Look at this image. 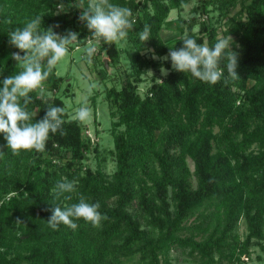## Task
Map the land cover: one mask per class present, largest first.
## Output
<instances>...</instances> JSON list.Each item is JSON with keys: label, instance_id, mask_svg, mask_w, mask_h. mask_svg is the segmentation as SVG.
Masks as SVG:
<instances>
[{"label": "trees", "instance_id": "obj_1", "mask_svg": "<svg viewBox=\"0 0 264 264\" xmlns=\"http://www.w3.org/2000/svg\"><path fill=\"white\" fill-rule=\"evenodd\" d=\"M26 1L0 0V9L4 3L20 6ZM189 1L164 4L161 0H110L132 11V28L122 41L134 51L133 67L142 62L143 52L163 58L170 49L183 47L181 38L186 28L187 35L198 44L213 47L219 39V28L210 21V15L227 17L240 0H198L197 17L168 20L173 9ZM249 1L230 30L243 49L236 68L239 78L229 76L227 60L222 57L224 74L214 85L194 78L190 72L175 71L168 62V76L163 82H154L144 96L129 80L120 88L105 90L112 107L110 116L116 120L114 129L126 127L124 133L115 136L117 171L112 180L106 179L101 169L82 172L71 160L63 163V149H70L73 157L80 159V147L84 146L80 121L67 122L66 111L61 126L66 134L61 135L59 130L49 133L44 151L21 150L14 155L6 147L0 154V264H123L138 254L139 264H170L168 257L173 250L186 254L193 264H248L243 257L250 260L252 246L264 240V0ZM36 2L37 15H42L41 28L53 27L61 36L74 29L80 41L92 37L86 23L79 20L88 0ZM59 6H67L70 11L56 14ZM145 24L150 25L151 36L144 42L139 33ZM195 26L200 27L198 33H193ZM164 29H175L182 36L167 42L161 34ZM9 32V23L0 18V82L22 70L11 58L17 50L8 44ZM121 52L117 42L101 40L100 54L107 56L111 65L120 62ZM99 73L106 77L104 70ZM64 82L55 66L43 85L59 90ZM249 82L254 85L249 87ZM29 97L26 110L36 113L33 123L45 116L48 104L64 108L60 98L40 97L38 90L30 92ZM20 103L23 106V98ZM92 104L95 106L96 98H92ZM216 127L223 130L221 149L225 153L211 164L210 141L206 139L197 147L193 161L198 187L193 189L182 161L190 148L188 141L192 133L212 132ZM158 130L164 135L160 153L155 154ZM0 140H4L3 133ZM253 146L258 152H249ZM95 152L99 157L97 148ZM150 155L158 165L154 170L141 164ZM64 178L76 182V191L65 194L71 195V200L53 192ZM141 180L152 183L150 195L138 186ZM170 188L176 196L175 213L169 201ZM11 193L15 195L7 201ZM80 195L89 203L99 202L98 211L108 219L95 227L82 218L74 219L78 225L75 230L62 223L55 230L49 227L52 209L58 204L78 203ZM134 202L140 209L136 216L130 213ZM12 212L21 220L29 216L21 233L13 231ZM243 217L249 233L242 241L238 230ZM143 219L148 228H143ZM24 246L30 247L27 257L12 256L13 250Z\"/></svg>", "mask_w": 264, "mask_h": 264}, {"label": "rangeland", "instance_id": "obj_2", "mask_svg": "<svg viewBox=\"0 0 264 264\" xmlns=\"http://www.w3.org/2000/svg\"><path fill=\"white\" fill-rule=\"evenodd\" d=\"M136 1H145V0H136ZM164 4H169L170 0H161ZM249 0H240L236 8L229 14L227 17L222 18L218 13L210 15V21L214 26L218 27V38H229L231 36L232 40H229L231 44V50L238 53V59L240 60L243 56V49L241 48L240 41L238 37L230 33L231 28L239 21L240 14L244 4H248ZM199 5L198 0H190L188 4L182 6L179 9H173L170 12L168 17L169 21H175L180 19L191 20L194 17H197L196 8ZM82 7V5H81ZM38 8L36 0H28L23 2L22 5L17 6L14 4L4 3V7L0 9V18L5 20V23H9L10 31H14L17 27H23L26 22L38 16ZM64 11H70L67 6H59L56 9V14H62ZM239 14V15H238ZM39 16L42 17L40 14ZM207 18V17H205ZM247 18L244 15L243 21H246ZM7 21V22H6ZM186 28V27H185ZM200 27L195 26L193 28V33H198ZM187 34V28L185 29ZM69 31L76 32L72 29ZM78 33V32H76ZM162 37L167 42H175L182 34L177 31H168L163 30L161 32ZM65 35V34H64ZM10 40V37H9ZM79 40V33H78ZM121 49V59L120 62L116 65H111V62L107 56L100 54L101 41L96 45L97 51L91 58L92 62L88 63L86 59H82L84 56L83 48L87 46V39H83L76 44H73L69 48L68 55L61 60L57 65V74L65 78V82L59 88V90H54L52 87L43 85L47 93H50L51 96H44L46 98H60L64 103V109L67 112L68 118L67 122L76 121L75 119V110L82 104H87L91 110V116L87 121H80V134L81 141L84 143L80 149L82 150L83 157L78 159L73 157L72 151L70 149H63L62 151V161L66 163L68 160L74 162L75 167L81 168L82 172L86 170H92L97 172L98 169H101L102 173L105 175V178L112 180L114 174L117 171V156L115 153V136L126 131L125 126L119 127L117 130L114 129L113 123L116 120H113L110 116L111 112V103L106 97V89L111 87L120 88L126 80L132 82L141 96H144L147 90L152 86L154 82H161L164 80L170 73L168 62L171 60L170 57L165 60L159 58L156 55H153L151 51L143 52L141 54V61L137 67L132 65V56L134 51L128 46L127 42L120 41L117 42ZM8 44L10 47L17 50L21 56L24 55L16 47L12 46L9 41ZM208 46V45H207ZM166 57V56H165ZM17 63V61H15ZM102 62L104 64H102ZM46 63V62H45ZM18 65V64H17ZM165 69L167 74H163L161 69ZM100 70H104L106 77L103 78L100 75ZM152 73H151V72ZM89 85H94L91 92L88 90ZM254 85L253 82H249V87ZM92 98H96L95 106L92 104ZM223 130L219 127H216L212 132H197L192 133L188 142H191L190 148L188 151L184 152L183 155V164L184 170L188 175V180L193 189H197L198 180L195 175V163L193 161V154L197 151V147L203 143L204 140H209L210 144L213 147L211 153L212 162L217 160L221 153H225L221 149L224 144L221 141V136ZM164 135V131L158 130L156 132V142L158 145L154 148V153L159 154V145ZM7 147L6 140H0V154L4 152ZM86 147V148H85ZM99 150V157L96 155L95 149ZM249 152L256 153L257 148L253 146L250 148ZM144 167L148 169L158 168L153 155H150L144 162H141ZM138 186H142L147 192L148 195L152 192V183L148 180H141L138 183ZM138 189V188H137ZM174 189H169V201L171 204V210L175 213L176 209V200ZM15 194L11 193L7 196L6 200L9 201L11 197ZM111 206V205H110ZM140 209L137 202L132 204L130 213L133 216L139 214ZM14 215V223L12 224L13 231H19L21 233V227H27L29 222V216L21 220L18 217V213L12 212ZM27 216V215H26ZM195 219L192 218L189 220V223L193 222ZM19 221V223H17ZM143 228H148V223L143 219L142 221ZM151 228V227H150ZM264 229V226H263ZM239 236L243 241L247 234L249 233L248 222L245 217H243L239 224L238 230ZM29 246L18 247L12 251V256L16 254L21 257H27L29 255ZM252 256L250 260L243 257V260L247 261L248 264H264V240L260 242L257 246H252L251 248ZM140 255H136L131 261L125 262L123 264H139ZM170 264H193L186 254H182L180 251L173 250L170 252L168 261ZM163 263L165 260L163 258ZM22 264H28L26 261H22Z\"/></svg>", "mask_w": 264, "mask_h": 264}, {"label": "clouds", "instance_id": "obj_3", "mask_svg": "<svg viewBox=\"0 0 264 264\" xmlns=\"http://www.w3.org/2000/svg\"><path fill=\"white\" fill-rule=\"evenodd\" d=\"M84 8V7H81ZM132 11L110 3V0H88V6L79 16V20L86 23L92 34L91 40L83 48L84 56L88 63L97 51L96 45L103 40L106 43L120 42L127 37V30L132 28ZM7 22V21H6ZM42 17L26 22L23 27H17L8 33L9 43L24 53H13L12 59L17 61L22 69L18 74L6 77L0 82V133L4 134L7 148L14 155L21 150H35L42 152L49 133L55 134L58 130L61 135L66 133L61 130L64 123L62 116L63 107L48 104L45 116L38 122H31L33 115L26 110L31 102L29 93L37 91L40 97L51 96L43 87V82L49 77L52 69L69 53L71 45L78 43V33L68 31L65 35L57 34L53 27L41 28ZM58 27V25H57ZM150 25L145 24L139 38L147 41L150 38ZM183 47L172 48L163 59L170 57L172 69L178 72H190L194 78L202 82L216 84L224 74L220 66L221 58L227 60V71L231 78H239L236 72L238 66V53L231 50L229 38L218 39L213 47L207 44H198L194 38L185 34L182 38ZM227 50V52H225ZM46 62V63H45ZM151 72V71H150ZM167 74L165 69H161ZM152 73V72H151ZM163 82V81H162ZM94 85H89L91 92ZM23 98V106L20 103ZM47 103V101H45ZM91 116L87 104H82L75 110V119L84 122ZM76 191V182L66 178L56 183L53 192L57 197L63 196L71 200V194ZM99 202L89 203L83 195L79 202L71 205H59L52 209V214L47 223L54 230L62 223L75 230L78 225L74 219H84L94 227L99 226L102 220H107L106 214L102 215L98 209ZM19 223V221H17Z\"/></svg>", "mask_w": 264, "mask_h": 264}, {"label": "built area", "instance_id": "obj_4", "mask_svg": "<svg viewBox=\"0 0 264 264\" xmlns=\"http://www.w3.org/2000/svg\"><path fill=\"white\" fill-rule=\"evenodd\" d=\"M91 38H92V37H88V38H87V42H88V43H89V40H91ZM246 258H247V257H246Z\"/></svg>", "mask_w": 264, "mask_h": 264}]
</instances>
